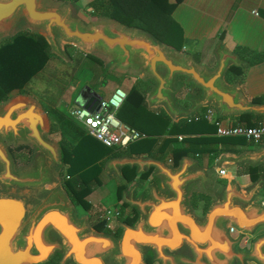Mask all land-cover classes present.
<instances>
[{
    "label": "water",
    "instance_id": "1",
    "mask_svg": "<svg viewBox=\"0 0 264 264\" xmlns=\"http://www.w3.org/2000/svg\"><path fill=\"white\" fill-rule=\"evenodd\" d=\"M72 11L70 5L60 9L46 0H0V40L24 19L27 27L40 32L51 52L62 59L68 60L69 55L61 39L91 55L92 50H99L109 57L113 69L141 70L149 75L154 86L145 96L147 107L163 105L175 122L209 106L218 118L264 114V103L244 98L238 81H226L229 67H240L244 60L222 43L214 51V68L208 70L192 55L159 42L143 30L100 16L85 22L81 14ZM178 75L200 89L199 95L187 97L188 108L179 106L174 97ZM88 88H82L76 102L90 111L98 110L101 96L90 94ZM49 132L48 115L33 97L19 94L0 104V264L45 263L56 252L60 254L58 264H147L146 248L152 249L153 261L158 264H264V232L254 237L249 249L238 245L244 234H254L258 226L264 227V202L256 201L264 177L246 186L227 178L200 219L188 204V187L197 183L203 192H211L208 184L212 177L196 159L184 155L173 165L154 157L110 158L106 169L117 177L124 178L123 168L127 166L136 174L150 173L163 188L155 182H136L122 190V201L135 208L138 217L131 225L117 222L122 228L117 239L90 230L87 216L77 218L75 205L61 182V148ZM6 143L35 145L32 163L17 170ZM263 158L264 146L238 155L222 153L213 169L246 161L256 165ZM12 186L33 192L15 197L10 194ZM232 226L238 236L231 237ZM182 246L186 252L180 251Z\"/></svg>",
    "mask_w": 264,
    "mask_h": 264
},
{
    "label": "crops",
    "instance_id": "2",
    "mask_svg": "<svg viewBox=\"0 0 264 264\" xmlns=\"http://www.w3.org/2000/svg\"><path fill=\"white\" fill-rule=\"evenodd\" d=\"M169 1L171 2L173 0ZM171 15L173 19L180 25L183 31V46L179 51L193 55L194 60L199 64L212 57V60H214L215 65L214 51L219 43H222L226 49L233 52L236 51L237 47H244L252 51V55L254 56L244 54L245 57H242L244 63L242 66H240L243 67V73L241 74V82H239V88L243 97L249 101H254L256 97L264 94V0H182L175 6ZM21 33L24 32L14 33L12 36L6 38V40L9 38H11L10 40H13L18 34ZM24 34L28 37L32 34L42 35L40 32L36 33L34 31H28ZM3 41L0 42V44L4 43ZM74 51L75 53L80 54V57H75L74 53H72V56L68 54L69 59H71V61H77L79 59L77 63H73L75 66L73 72L76 73L79 69H86L87 71L92 73V71H90V69L86 66V62H84L86 59L85 55L89 54H85L83 51L76 47ZM49 52L51 53V55L47 58L43 66L25 83L14 84L8 94L11 95L10 97L17 96L19 94H25L33 97L40 103L41 107L45 110L49 118V137L57 141L61 149L62 145H66V147L70 148V150L77 149L79 148V146H81L83 149L87 150V153L89 155L91 153L93 157L96 158V163L100 166V170L98 173L99 183L97 184L96 182H93L91 184V191L86 196V199L88 200L91 206V218L98 219L99 217L104 216L105 210L108 209V207H103L102 205L98 204V201H101L100 199H98V197L101 196V198H103V196L98 193V190L102 187L105 181L110 179H112V181L116 180L114 182L116 187L114 198L117 200V203H120L119 186L122 183H125L127 188V186H129L130 184L133 185L140 179V174H137L136 178L133 181L126 182L125 177L119 178L113 173H110L106 169V162L108 161V159L120 156H153H148L147 154H144V151H146L144 148L147 146L145 143H132L130 147L133 149V151L136 150L137 154L135 152L133 154H131L130 152L122 154L123 148L106 147L94 137L89 135L82 126V124L76 119H74L70 114L72 107L78 106L76 99L78 94L81 92L82 88L88 86L90 94L98 93L101 98H107L118 87L122 89L124 88L121 86H114L110 89H107L106 86L108 85L109 80H111V78L107 76L104 77L103 74H99V77L97 79H91V81H83L82 79L80 80V78H76L74 84L72 85V89L68 98L64 99V93L54 92L51 89L52 84L46 83V77H43V73H47L46 71L48 69L46 68L48 67V62L50 61V58L54 59V57H57L58 59L65 62L64 59L51 52L50 49ZM80 52H83L84 55L82 56ZM90 56L99 59L105 67V62L102 61L103 59H101L97 55L90 54ZM256 57L259 60L248 64L247 66H244L246 64L247 59H256ZM56 60L57 59H55V61ZM55 65L56 64H54V66ZM109 69L110 70L108 71L113 72L115 74L116 72H119L116 69H113L112 67H110ZM68 85L69 84L67 83L65 86ZM48 86H50V88ZM33 88L35 91L31 92ZM124 90L126 91V89ZM146 94L147 92L144 93L145 96ZM207 108L213 109L215 117H217L215 109L211 106L205 107V109L202 111L198 109L199 114H205ZM198 111L196 113H198ZM225 117H229L234 123H238L236 119H238L240 115L223 116L220 118ZM206 120L208 124L213 125L210 120ZM201 129L204 131L199 133L200 136L219 137L215 133L216 130L214 132L208 131L206 125H202ZM163 137L164 135H161L160 138H158L156 145L161 144ZM180 142L182 141L178 139V141L175 143V147H184V144L181 143L180 145ZM213 145L214 144L211 143L206 145V147L214 148ZM261 146H264V140L258 143H253L245 139V143L242 145L241 143H238V146H229L226 144L224 145L223 143H218L216 147L219 151L217 152L218 154L214 156L212 163L213 165H215L216 159L222 153L238 155L243 152L254 151L260 148ZM156 148L157 146L153 147L152 151H154ZM209 158L210 157H208L207 155H204L199 160L196 158L194 159L197 160L199 166L208 169L206 165L207 163L209 164ZM162 161L168 164H173L171 152H168L165 156H163ZM68 166V162L63 164L62 161L60 173H65ZM230 166H235L238 168L235 174L237 177H246L248 178V180L244 183H240L238 180H236V176H232L231 171L228 170ZM248 166H260L262 167V171H264V158L261 162L256 165H253L251 162L247 161L241 164H234L229 166L227 165L226 167H224L226 169V174L223 177L219 176L221 177L220 180L225 181L227 178H230L238 182L241 186H246L248 183L254 181L250 179L249 173L245 172ZM214 170H216L217 172L218 167L215 166ZM237 173L239 174L237 175ZM150 177L151 175L146 179V181L152 179ZM259 177H264V175H260ZM139 192L140 191H137L138 194ZM98 206H100V208H97ZM117 206L118 205H115L116 209ZM81 210V213L83 214L84 209Z\"/></svg>",
    "mask_w": 264,
    "mask_h": 264
},
{
    "label": "trees",
    "instance_id": "3",
    "mask_svg": "<svg viewBox=\"0 0 264 264\" xmlns=\"http://www.w3.org/2000/svg\"><path fill=\"white\" fill-rule=\"evenodd\" d=\"M59 1H70L75 3L78 0ZM181 1L182 0H173L171 2L169 0H92L88 5L92 8L90 14L93 16L111 18L127 27L138 28L147 32L159 42L170 45L177 50H181L183 46V31L171 15L175 6ZM32 49H34V51ZM49 49L50 47L45 37L39 34H32L28 37L25 36L24 33H21L16 36L14 43L7 41L0 44V101L7 98V94L14 84L25 83L43 66L47 58L51 55ZM74 49L75 48L71 45L66 46L67 53L70 56H72ZM235 52L240 58H242L244 54L254 56L252 55V51L244 47H237ZM85 57L86 59L84 62H86L85 64L90 71L97 72L94 75L99 77V74H103L104 77L107 76L114 79L118 84L121 82L120 76L108 71L99 59L90 55H85ZM257 60H259L257 57L256 59H247L244 66ZM91 62L96 64L97 67H90L89 64ZM227 71L232 74L231 81L241 82L243 67L230 66ZM198 91L197 89L194 93L197 94ZM253 102L264 103V94L256 97ZM197 115L199 116L197 117ZM116 117L140 132L147 134V137L135 141L138 144L145 143L147 145L144 148L146 150L144 154L163 160V156L171 152L174 165H177L178 160L184 155L192 156L199 160L202 158L203 154H205L213 160L214 156H216L219 151L216 146L223 140L222 137L199 135V133L204 131L201 129L202 125H206L208 131L214 132L216 130L214 123L213 125L208 124L202 114L195 113L188 119L173 122L165 111L148 109L145 95L136 84H132L126 89V98L117 109ZM236 120L238 123L246 126H253L260 121H264V114L244 113ZM161 135H164L162 142L160 145H156ZM178 135H182V142H180V145L182 143L184 147H175V143L178 141ZM233 138L237 140L236 143H241V145L245 143L244 137L236 136ZM132 143L122 149V154L126 152H130L131 154L134 152L136 153V150L133 151L130 147ZM211 143L214 144V148L206 147V145ZM155 146H157V148L152 151V148ZM21 148L27 149L23 154H28L29 149L26 146H20L17 149ZM79 148L82 147L79 146ZM77 150L78 148L70 150L66 145H62L61 154L63 164L67 162L69 164L66 172L63 173V184L73 202L81 209L84 208L88 210L90 204L86 196L91 191V184L93 182L99 183L98 173L100 166L96 164L98 171L93 177H88L87 174L84 173V170L81 169L75 174L70 175L69 169L76 157L75 152ZM15 157L18 158L17 155H15ZM90 157H93L91 153ZM93 159L94 163H96V158L93 157ZM261 168L260 166H248L245 172L249 173L251 180H255L260 175H264V171H262ZM123 175L126 182L133 181L137 176L134 168H129L127 166L123 168ZM149 175L150 173L140 174V179L146 180ZM124 188H126V184L122 183L119 186L120 198L121 191ZM120 206L121 209H123L128 205L122 202ZM137 216V211L131 208L130 212L124 216L123 220L131 224L137 219ZM148 264L152 263L149 262Z\"/></svg>",
    "mask_w": 264,
    "mask_h": 264
},
{
    "label": "rangeland",
    "instance_id": "4",
    "mask_svg": "<svg viewBox=\"0 0 264 264\" xmlns=\"http://www.w3.org/2000/svg\"><path fill=\"white\" fill-rule=\"evenodd\" d=\"M90 1H92V0H78L73 5H71L69 2H59L56 0H46V3L49 5H56L60 9H63L65 6L70 5L72 10H73L72 11L73 14H77V15L81 14V16H83V18L86 20L85 22H88L90 19L93 20V18L101 19L102 16H100L101 17L100 18L99 16L90 15L89 11H92V8L88 5ZM102 20H105V19L102 18ZM28 31H31V30L27 27L26 21L24 19H21L13 27V29L10 31V33L12 34L13 32L19 33V32H28ZM10 33H9V35L11 36ZM9 35L3 36L0 40V42H2L4 39L5 41H3V42L8 41V42L14 43L15 38L13 40H10L11 38L6 40V38L10 37ZM60 43L62 45V48L66 51V53H67L66 46L67 45H71V46L73 45V44H69V43L66 44V43L62 42V39L60 40ZM32 50L34 51V49H32ZM74 50L72 53L75 54V57H80V54L75 53ZM80 53L82 56L84 55V53L86 54V52H84V53L80 52ZM92 53H93L92 55L95 54L98 57H100L101 59H103L102 61L106 62L105 68L107 70H110L109 69L110 62L108 60L109 57L106 54H104L103 52H101L99 50H92ZM87 54H89V53H87ZM55 59H57V60L55 61ZM76 59H78V58H76ZM64 61L65 62L58 59L57 57H54V59L50 58V61L48 62V67L46 68V69H48L46 71L47 73H43V77H46V80H47L46 83L52 84L51 89L54 92L64 93V99H65V98H68L70 91L72 89V85L74 84V81L76 80V78H80V80L82 79L83 81H86V80L91 81V79H93V78L96 79L98 76L94 75L97 72L92 71V73H91V72L87 71L86 69H84V70L79 69L76 73L73 72V70L75 68L73 63H77L79 61V59L77 61L73 60L74 62L71 61V59H68V60L64 59ZM54 64H56V65L54 66ZM200 64L203 67L207 68L208 70H212L215 66L214 60H212V57L210 59L204 61L203 63H200ZM89 66L94 67V68L97 67L96 64H94L92 62L89 64ZM103 66H104V64H103ZM79 67H80V65H79ZM116 74L120 76L119 78H120L121 82H119V84H118L114 79H111V80H109V83L106 86L107 89H110L111 87H114V86H121L124 89H127L130 85L136 84L141 89V91L143 93H146L149 90H151L154 86V80L149 75L143 74V72L141 70L140 71L116 72ZM228 76H229V78H228ZM231 77H232L231 72L226 71L225 79L230 84L235 82V81H231ZM175 78H176L175 86H178V88H176L177 90L174 94V97L176 99V103L181 107L188 108L190 105V101L188 100L187 97L199 95L200 89L196 85H194L192 82L186 81L185 76L178 75ZM67 83L69 85L65 86ZM48 87L50 88V86H48ZM197 89L199 91L197 94H195L194 91H197ZM32 91H35L34 88H33V90H31V92ZM104 96H106V95H104ZM150 109L155 110V111H160V110L165 111V107L163 105L153 106V107H150ZM204 109H205V107H201L199 110L202 111ZM198 113H199V111H198ZM214 115H215V113H214ZM197 116H199V115H197ZM183 119H184V117H181L178 119L177 122H179ZM173 122H175V121H173ZM233 137H236V136H230V137H226V138L222 137L223 140L221 143H223L224 145L225 144L229 145V146H234V145L238 146V143H236L237 140ZM6 144L8 146H13V144H9V143H6ZM23 145H26V147L29 149V151H28V154L27 153L23 154V153H25V151H27V149H23V150L17 152L18 160L15 163V168L17 170L25 168L26 166H29L32 163V159L37 152V148L35 145H33V144H23ZM75 155H76V157L74 158L72 165H71V168L69 169V174L73 175L78 170L81 169V170H84V173H86L88 177L89 176L93 177L98 171V167L96 165L97 163H94L93 157H90V155L87 153V150L83 149V148H78V150L75 152ZM204 155L205 154H203V156ZM212 161H213L212 158H209V164L207 163V165H206V167L210 170L211 177H212V181L208 184V188H210L212 191L211 192H203L204 190L203 189L201 190V188L199 187V185L197 183H191L190 186L188 187V190L190 193L189 197H188V204L191 205V197L193 196L194 193L203 194L207 197H210V199L212 197H214L215 194L220 193L222 186L225 184V182L220 181L221 177H219L216 170L213 169L214 165H213ZM237 169L238 168L235 166H233V167L230 166V168H228V170L231 171L232 176H236L235 174L237 172L236 171ZM238 174L239 173H237V175ZM156 179H157L156 177H153L151 182H155V184L158 185V187H160L159 186V179H157V180ZM236 180H238L240 183H244L245 181L248 180V178L236 176ZM115 181H112V179L105 181L103 183L102 187L99 188V190H98L99 191L98 193L103 196V198H101V196L98 197V199L101 200V201H98V204L102 205L103 207H108V208L114 209L115 205H118L117 208L121 209L120 205L122 203V199H120V203L119 202L117 203V200L114 198L115 197V188H116L115 183H114ZM137 182L143 183L144 185H147V183L150 181H146V180L145 181L144 180L139 181L138 180ZM249 184L250 183H248L247 185H249ZM130 187H131V184L129 186H127V188H129V189H130ZM160 189L163 191L162 187ZM262 189L259 190L260 195L258 197H256V201L259 200L264 195V189L263 190ZM197 200H198V202H197L198 206L194 210H195V213H197V215H201V214H199V212L202 209V205L204 204L203 203L204 201L199 200V198ZM97 208H100V206H98ZM128 209H130V206L125 207V211H127ZM77 210L79 212L76 211V216L78 219H80V218H82V215H81L82 210L80 207H78ZM103 227L104 226H102V225L98 226L99 229H103ZM263 230H264V227H262L258 231L260 233ZM238 234L239 233L234 234V237L238 236Z\"/></svg>",
    "mask_w": 264,
    "mask_h": 264
},
{
    "label": "built area",
    "instance_id": "5",
    "mask_svg": "<svg viewBox=\"0 0 264 264\" xmlns=\"http://www.w3.org/2000/svg\"><path fill=\"white\" fill-rule=\"evenodd\" d=\"M125 98L126 91L118 87L110 96L100 99L98 110L90 111L82 106H75L70 114L82 124L89 135L104 146L126 148L130 143L145 138L147 135L116 117V111ZM202 115L214 123L215 133L219 137L240 136L253 143L264 140V121H260L253 126H246L241 123H234L229 117H215L214 110L211 108H208L206 113ZM178 139L181 140L182 135H178ZM217 172L219 176L223 177L226 174V169H218ZM262 201L264 202V198ZM118 214L119 212L116 209L108 208L105 210L104 219L108 227L115 222ZM229 232L233 236L237 233L233 226L229 228Z\"/></svg>",
    "mask_w": 264,
    "mask_h": 264
},
{
    "label": "flooded vegetation",
    "instance_id": "6",
    "mask_svg": "<svg viewBox=\"0 0 264 264\" xmlns=\"http://www.w3.org/2000/svg\"><path fill=\"white\" fill-rule=\"evenodd\" d=\"M24 33H27V32H24ZM40 35V34H39ZM10 94H7V98L6 99H4V100H2V101H0V104L2 103V102H4L5 100H7L8 98H10ZM20 146H25V145H17V146H8V148H9V150H10V152L12 153V155H13V157H14V161H15V163L17 162V160H18V158H16L15 157V155H17V152H19V151H21V150H23L22 148L21 149H17L18 147H20ZM62 174V175H61ZM151 175V174H150ZM149 175V176H150ZM60 177H61V181H62V185H63V187H64V184H63V173L61 172L60 173ZM150 178H153L152 176L150 177ZM151 180L152 179H149V181L151 182ZM139 181H140V179H139ZM148 181V180H147ZM221 181V180H220ZM223 182H225V181H223ZM149 183V182H148ZM2 185L0 184V191L2 190ZM65 188V187H64ZM264 189V188H263ZM262 189V190H263ZM67 191V190H66ZM16 192V193H15ZM33 192V190L31 191V192H26V190L25 189H22V188H19V187H17V186H12L11 188H10V194L12 195V196H15V197H24V196H29L31 193ZM68 193V192H67ZM69 195V194H68ZM70 197V196H69ZM199 198V200H202V201H204L203 203V205H202V209H201V211L199 212V214H201V215H197V213H195V210L194 209H196V207L198 206V204H197V202H198V199ZM260 198V197H259ZM263 198H264V195L260 198V200H263ZM70 199H71V197H70ZM121 199V198H120ZM72 200V199H71ZM72 202H73V200H72ZM123 202V201H122ZM74 203V202H73ZM124 203V202H123ZM209 203H210V197H207V196H205V195H203V194H196V193H194L193 194V196L191 197V209H192V212H193V214L197 217V218H202L204 215H205V213H206V210H207V208H208V205H209ZM122 204V203H121ZM74 205H75V208H76V210H77V208H78V206L74 203ZM129 206V205H128ZM90 208H91V206H90ZM90 208L88 209V210H86V209H84V213L83 214H81L82 215V217L83 216H87V220H88V227H89V229L90 230H94V231H97V232H102V233H108V234H110V235H112V236H114L115 238H119L120 237V234H121V232H122V228L118 225V221H123V222H126V221H124L123 219H124V216H126L129 212H130V209L131 208H133V207H130V209H128L127 211H125V208H123V209H119V208H115L118 212H119V214L117 215V217L115 218V222L114 223H112V225H110L109 227L106 225V221H105V219H104V216H101V217H99L98 219H93V218H91V216H90ZM135 209V208H134ZM136 210V209H135ZM78 211V210H77ZM137 211V210H136ZM79 212V211H78ZM138 213V212H137ZM138 217V216H137ZM135 222V221H134ZM133 222V223H134ZM126 223H128V222H126ZM133 223H131V224H133ZM129 224V223H128ZM130 224V225H131ZM100 225H102V226H104L103 227V229H99L98 228V226H100ZM262 228V226H258L257 228H256V230H255V233L254 234H244L241 238H240V241H239V247H241V248H246V249H249V247H250V244H251V241L254 239V237L256 236V235H258V234H260V233H262V232H260L259 233V231L258 230H260ZM230 233V232H229ZM230 235H231V237H234L233 236V234L232 233H230ZM180 251L181 252H186L187 251V248L185 247V246H182L181 248H180ZM153 251H152V249L151 248H146V250H145V253H144V258H145V260H146V262H147V264L149 263V262H151L152 264H158V262H156V261H153ZM59 257H60V254L59 253H55V255L54 256H51V258L48 260V261H46L45 263H40V264H58V259H59ZM249 262V261H248ZM248 262H247V264H248ZM68 264H74L73 262H69ZM249 264H256L255 262H253V261H250L249 262Z\"/></svg>",
    "mask_w": 264,
    "mask_h": 264
}]
</instances>
